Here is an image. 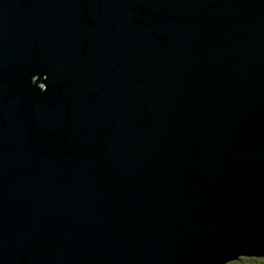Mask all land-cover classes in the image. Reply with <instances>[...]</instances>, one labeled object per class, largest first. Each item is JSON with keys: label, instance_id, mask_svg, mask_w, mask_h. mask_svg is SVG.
Masks as SVG:
<instances>
[{"label": "water", "instance_id": "obj_1", "mask_svg": "<svg viewBox=\"0 0 264 264\" xmlns=\"http://www.w3.org/2000/svg\"><path fill=\"white\" fill-rule=\"evenodd\" d=\"M264 257V0H0V264Z\"/></svg>", "mask_w": 264, "mask_h": 264}, {"label": "rangeland", "instance_id": "obj_2", "mask_svg": "<svg viewBox=\"0 0 264 264\" xmlns=\"http://www.w3.org/2000/svg\"><path fill=\"white\" fill-rule=\"evenodd\" d=\"M241 260H244L245 262L235 261L229 264H255L256 261L260 264H264V259L262 258H241Z\"/></svg>", "mask_w": 264, "mask_h": 264}, {"label": "trees", "instance_id": "obj_3", "mask_svg": "<svg viewBox=\"0 0 264 264\" xmlns=\"http://www.w3.org/2000/svg\"><path fill=\"white\" fill-rule=\"evenodd\" d=\"M262 259H264V257H262ZM238 261H240V262H245L244 260H238ZM255 264H260V263H258L257 261L255 262Z\"/></svg>", "mask_w": 264, "mask_h": 264}, {"label": "clouds", "instance_id": "obj_4", "mask_svg": "<svg viewBox=\"0 0 264 264\" xmlns=\"http://www.w3.org/2000/svg\"><path fill=\"white\" fill-rule=\"evenodd\" d=\"M246 259H249V258H246Z\"/></svg>", "mask_w": 264, "mask_h": 264}]
</instances>
